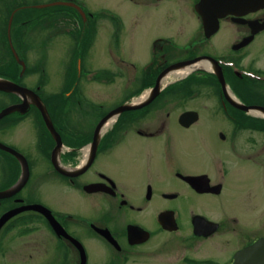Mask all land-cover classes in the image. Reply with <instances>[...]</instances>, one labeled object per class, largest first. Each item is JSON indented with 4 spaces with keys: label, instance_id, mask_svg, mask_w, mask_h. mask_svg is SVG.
<instances>
[{
    "label": "flooded vegetation",
    "instance_id": "flooded-vegetation-1",
    "mask_svg": "<svg viewBox=\"0 0 264 264\" xmlns=\"http://www.w3.org/2000/svg\"><path fill=\"white\" fill-rule=\"evenodd\" d=\"M36 1L0 0V15L4 14L7 24L11 18L6 29L8 44H23L30 39L29 34H19L20 26L43 31V42L63 38L72 44L68 50L72 57L83 51L80 44H94L105 16L104 7L92 10L87 0ZM58 1L77 4L85 18L73 6L48 5ZM131 1L150 6L149 0ZM196 2L192 0L190 7L195 17ZM116 15L108 22L112 26L111 40L118 47L126 20ZM250 20L262 22L264 8L220 20L217 32L225 21L230 41L225 52L219 54L206 50L211 37H204L201 20L184 46H178L168 35L154 39L146 63L125 69L123 76L128 74L129 82L120 88L121 96L113 100H106L100 87L109 81L100 69L97 73L88 69V76L77 75L54 92L46 91L47 83L17 82L30 91L26 95L29 98L0 90V110L14 107L0 120V131L27 121L35 135L32 156L7 144L23 159L0 150V191L26 174L24 161L28 170L20 189L0 197V215L16 207L40 204L49 209L51 218L42 210L16 213L1 227L3 239L9 243L24 240L33 264H145L147 260L161 264H232L236 251L264 235L263 218L252 219L246 226L237 217L214 216L198 208L199 204H211L196 198L209 195L216 199L223 192L230 176L226 157L233 155L237 139L245 131L250 146L243 150L249 151L238 158L261 165L264 116L232 105L211 63L212 69L194 68L182 77L167 74L158 83L157 79L173 63L211 57L217 59L228 90L241 103L264 106V82L251 81L245 72L249 68L264 71L254 66L255 56L248 59V47L262 31L244 47L233 48L251 33ZM14 21L16 26H12ZM20 55L24 57L22 52ZM193 72L192 81H185ZM205 93L213 96L215 108L205 111L204 116L203 108L192 102ZM121 106L132 108L118 110ZM114 110L116 113L109 115ZM187 112L196 114L189 116L194 121L185 125L180 118ZM196 133L209 135L220 147L218 153H212L206 146L209 170L189 171L182 166L178 147L191 145V140L182 138ZM218 156L225 158L218 159L216 173L214 161ZM115 163L117 172L108 167ZM45 185L58 190L53 193L54 202L37 198ZM31 237L33 244L28 242Z\"/></svg>",
    "mask_w": 264,
    "mask_h": 264
},
{
    "label": "rangeland",
    "instance_id": "rangeland-1",
    "mask_svg": "<svg viewBox=\"0 0 264 264\" xmlns=\"http://www.w3.org/2000/svg\"><path fill=\"white\" fill-rule=\"evenodd\" d=\"M87 2L92 10L104 7L114 13L121 14L123 19L126 20L122 33L123 37H121L117 47L111 40L112 26L108 22V18L101 19L96 41L88 57L83 60V64L88 69L101 68L114 73L115 76H113L111 82H106L105 87L100 86L104 90L106 100H113L121 96L120 88H125V83L129 82L127 80L128 74L126 77L123 76L126 74L125 69L129 68L131 64L140 68L146 63L150 56V48L154 39L168 35L175 40L178 46H184L190 41L189 38L198 23L194 12L190 9L192 0H160L159 2L157 0H149L150 6L134 3L131 0H87ZM3 15H0V26L2 25L3 27H0V76L2 79L10 80L6 76L11 75L15 70L12 64L13 49L12 47L10 48L11 50L9 49V44L6 40V29L9 30L11 18L7 24V18ZM16 25L14 21L12 26ZM227 28V23L222 21L220 30L208 40L206 50L214 54H219L220 51L225 52L226 44H229L230 41V32ZM17 29L19 34L31 35L30 39L24 41L23 44L9 41L19 54V59L22 60L25 57L24 59L27 63L24 77L22 75L24 69L19 64V70L17 71L20 74V82L30 85L38 82L39 76H41L44 77L45 83H47L46 91L54 92L61 87L62 83L75 80V70L72 61L74 64L77 63V76L80 73L78 68L79 53H76L73 57L70 55L68 50L72 44L64 41L63 38H58L52 42H43L45 37L43 31L41 33L36 32L32 26H20ZM18 48L19 51L17 50ZM248 49L250 50L249 61L255 56L254 66L264 69V31L260 32ZM20 52L23 53L24 57L20 56ZM209 63L211 62L209 61ZM118 70H120L121 76ZM82 73L83 71H81ZM233 86L235 85L233 84ZM93 93L96 95L95 92ZM192 103L195 104L193 106L197 105L203 108L204 112L202 115L207 114L205 111H210L211 107L215 108L213 96L208 93H205L204 96L194 100ZM199 134L196 133L193 137L185 136L182 140H191V145L178 147L183 157L181 163L185 170L202 171L210 169L209 149H206L207 144L212 153L220 151V147L211 142L209 135L203 137L199 136ZM248 134V131L240 134L233 155L226 157L228 160L226 167L229 169L230 176L226 184H224L223 192L216 199L209 197V195H201L196 198L211 204L209 207L199 204L198 208L207 210L214 216L228 214L237 217L246 226L250 225L252 219L259 221V219L263 218L264 222V156L261 165L255 164L251 160L238 158L239 154L249 151L247 149L243 150L250 146L245 141ZM34 139L33 129L27 121L15 128L0 131L1 143L20 149L27 157L34 153ZM220 157L222 159L225 158V156ZM220 157L218 156L216 161H214L216 162V173H218L217 161L221 159ZM108 167L113 172L118 170L116 163ZM41 189L36 194L37 198L48 203L54 202L53 193L58 190L52 188L51 185H45ZM28 242L33 244L34 237H31ZM25 245L24 240L19 239L9 243L8 240L5 241L3 236L0 235V264H6L5 260L9 264H33L34 261L29 256V251ZM145 264L161 263L156 260H147Z\"/></svg>",
    "mask_w": 264,
    "mask_h": 264
},
{
    "label": "water",
    "instance_id": "water-1",
    "mask_svg": "<svg viewBox=\"0 0 264 264\" xmlns=\"http://www.w3.org/2000/svg\"><path fill=\"white\" fill-rule=\"evenodd\" d=\"M263 7H264V0H198V2L195 5L196 11L200 14L202 18L204 34L206 37L211 36L213 33L217 31L220 18L226 17L227 15H230V14L243 15L245 13H248L250 11H255ZM250 23H251L250 26H252L253 28L252 34L264 28V22L261 24H257V25H253V24H256L258 22H250ZM251 38H252V35L246 38V40H244L240 45H244L245 43L250 41ZM13 53H14L16 61L19 64H21L22 68L24 69L25 68L24 61L19 59L14 49H13ZM198 59L199 58H195L193 60L178 62V63L170 65L158 76L157 83L159 82V79L161 78V76L165 74L167 71L184 66L189 63H193ZM217 70L219 71V74H218L219 80L224 89V79L222 77L220 69L218 68ZM0 90L15 92L19 94L20 96L22 95L25 98H26V95L30 93L28 89L19 86L17 83L7 80V79H2V78H0ZM230 102L233 105L243 110H246V111L258 110L264 114L263 106H258V105L243 106L239 104L237 101L231 100V99H230ZM127 108H130V107L122 106L119 109L123 110ZM13 109L14 107H9L7 109L1 110L0 119L5 114L12 111ZM191 115H195V112H187L186 114L182 115L180 118V122L185 125L189 124L190 122L194 120V118H191V117L188 118ZM44 117L47 120L48 117L46 115H44ZM47 124L49 125L50 130L54 131L50 122L47 121ZM0 149L6 152H9L10 154L14 155L15 157L19 159H23V156L20 153H18L16 150L2 143H0ZM23 164H25L24 171L26 174L21 179H19L15 184H13V186H11L8 190L0 191V197H4L5 195H12L13 193H15L18 189H20L23 186V184L26 181V175L28 174L25 161L23 162ZM201 187H203L202 189H204L205 186H201ZM26 209L42 210L43 211L42 213L47 215V217L51 219L49 210L45 209L43 206L39 204H31V205L21 206V207H18V208H15V209H12L10 211L3 213L0 216V228L2 227L4 222H6L10 217ZM233 264H264V236L258 238L251 244L238 250L234 255Z\"/></svg>",
    "mask_w": 264,
    "mask_h": 264
},
{
    "label": "bare ground",
    "instance_id": "bare-ground-1",
    "mask_svg": "<svg viewBox=\"0 0 264 264\" xmlns=\"http://www.w3.org/2000/svg\"><path fill=\"white\" fill-rule=\"evenodd\" d=\"M210 66L211 65H210L208 60H200L199 62H197L195 64L188 65V66H186L184 68H177V69H175L173 71H170L171 72L170 75H181V74H183V73H185V72H187V71H189L191 69H194V68L212 69V67H210ZM212 70H214L216 75L218 76L219 71L214 69V68ZM253 113L262 114L259 111H253Z\"/></svg>",
    "mask_w": 264,
    "mask_h": 264
},
{
    "label": "trees",
    "instance_id": "trees-1",
    "mask_svg": "<svg viewBox=\"0 0 264 264\" xmlns=\"http://www.w3.org/2000/svg\"><path fill=\"white\" fill-rule=\"evenodd\" d=\"M110 18H113V17H110ZM83 44V43H82ZM82 44H80L81 46H82ZM88 44H90V43H88ZM85 45V44H84ZM78 53V52H77ZM72 63H73V67H74V70H75V74H74V76L76 77V66H75V64H74V62L72 61ZM12 64H13V67L15 68V70L14 69H12V70H14L12 73H11V75H8V76H6L7 78H10V79H15V78H17V75H16V73L18 72L17 70H19V66L16 64V62H15V60L14 59H12ZM4 75V74H3ZM39 81H41V78H40V80ZM249 97L251 98V96L249 95ZM254 99H255V101L258 99V97H254Z\"/></svg>",
    "mask_w": 264,
    "mask_h": 264
}]
</instances>
